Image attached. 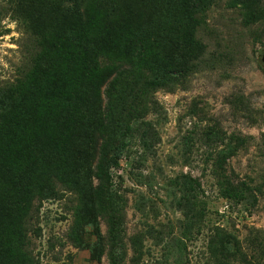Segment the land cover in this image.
I'll return each instance as SVG.
<instances>
[{
    "label": "trees",
    "instance_id": "16d2710c",
    "mask_svg": "<svg viewBox=\"0 0 264 264\" xmlns=\"http://www.w3.org/2000/svg\"><path fill=\"white\" fill-rule=\"evenodd\" d=\"M11 2L15 18L20 14L36 19L33 26L38 35L30 68L16 83L0 88V264H37L29 248L30 213L36 200L57 196L58 182L65 184V190L79 191L80 185L73 182L76 177L87 178L90 185L92 178L97 181L91 188L92 204L85 211L93 210L107 224L105 234L98 227L95 233L99 259L107 253L109 264H123L124 215L115 198L112 170L130 138L138 136L148 153L159 144L154 123L143 119L162 111L152 97L156 90L169 88L197 66V52L202 48L197 31L203 23L199 14L210 0ZM80 2L83 9L76 6ZM65 4H73L75 10L59 14ZM230 4L246 9L247 24L263 18L260 0H232ZM56 38L59 44L52 51ZM107 60L109 64L104 65ZM44 77L47 86L32 98L31 93L45 86ZM28 88L36 90L29 94ZM88 107L94 108L95 119L79 137L77 124L88 117ZM62 113L66 115L60 119ZM210 132L214 134L207 136L219 135V130ZM43 138L55 157L39 149ZM232 139L227 150L219 152L217 162L247 142L242 136ZM223 177L220 196L234 203L242 201L248 188ZM173 182L181 190L177 206L191 221L188 233L204 219L206 202L200 198L204 191L199 180L188 174ZM85 196L86 191H81L80 202L84 203ZM233 243L236 250L231 251ZM258 247L264 249V243ZM239 248V242L223 232H216L209 244L221 264L235 260L251 264Z\"/></svg>",
    "mask_w": 264,
    "mask_h": 264
},
{
    "label": "rangeland",
    "instance_id": "374dc122",
    "mask_svg": "<svg viewBox=\"0 0 264 264\" xmlns=\"http://www.w3.org/2000/svg\"><path fill=\"white\" fill-rule=\"evenodd\" d=\"M260 1L263 18L247 24L246 9L240 5L210 0L199 14L203 23L197 31L202 45L197 66L169 88L156 90L152 97L162 111L143 119L154 123L159 144L148 153L138 136L130 138L112 170L115 198L124 215L123 264H221L209 249L216 232L232 235L251 264H264V249L258 247L264 243V0ZM12 5L11 0H0V88L24 75L36 51V19L20 14L15 18ZM76 6L84 8L82 2ZM70 9L74 11V5L65 4L58 13L67 15ZM58 44L56 38L52 51ZM42 82L45 86L37 91L27 89L29 94L35 91L32 98L47 86V77ZM93 110L88 107V117L77 124L79 137L91 128ZM212 128L219 130L218 136H207ZM234 136L245 137V146L217 162ZM44 139L39 149L55 157ZM183 174L199 180L204 191L200 198L206 202L204 219L188 233L191 221L177 206L181 190L173 182ZM224 175L248 188L239 203L220 196ZM92 180L90 185L87 178L76 177L79 191L65 190L58 182L57 196L36 200L28 235L37 264H109L107 253L99 259L101 249L95 245L97 227L105 234L107 224L93 210L85 211L97 184ZM83 190L84 203L79 198ZM185 232L188 236L183 238ZM231 246L236 250L234 243Z\"/></svg>",
    "mask_w": 264,
    "mask_h": 264
}]
</instances>
